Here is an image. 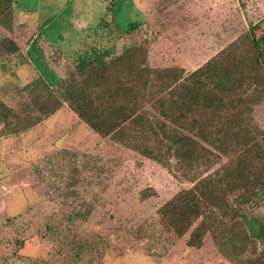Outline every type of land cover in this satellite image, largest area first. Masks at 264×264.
<instances>
[{
    "label": "rangeland",
    "instance_id": "1",
    "mask_svg": "<svg viewBox=\"0 0 264 264\" xmlns=\"http://www.w3.org/2000/svg\"><path fill=\"white\" fill-rule=\"evenodd\" d=\"M13 1L20 52L41 46L57 75L93 49L119 52L125 38L117 30L132 23L149 42V66L185 73L249 28L264 34V0ZM54 48L70 56L56 59ZM28 70L24 64L6 76L0 68V100L19 113L30 106L20 90L33 79ZM252 116L264 127V102ZM191 186L175 170L91 133L64 106L23 133L0 134V264H233L209 235L192 249L188 233L175 239L159 223L157 209ZM69 213L83 216L68 222ZM251 215L263 219L264 207Z\"/></svg>",
    "mask_w": 264,
    "mask_h": 264
},
{
    "label": "trees",
    "instance_id": "2",
    "mask_svg": "<svg viewBox=\"0 0 264 264\" xmlns=\"http://www.w3.org/2000/svg\"><path fill=\"white\" fill-rule=\"evenodd\" d=\"M13 6L0 0V54L8 60L0 68L8 76L33 66V79L20 88L31 107L19 113L0 100V134L23 133L65 106L91 133L191 183L156 211L175 239L188 233L185 246L199 249L209 235L229 262L264 264V217L251 215L264 207V127L252 116L264 102V34L256 37L249 28L185 73L149 66V42L132 23L117 30L125 38L119 52L93 49L57 75L41 46L20 52ZM52 50L56 59L70 56ZM79 216L69 213L67 220Z\"/></svg>",
    "mask_w": 264,
    "mask_h": 264
},
{
    "label": "crops",
    "instance_id": "3",
    "mask_svg": "<svg viewBox=\"0 0 264 264\" xmlns=\"http://www.w3.org/2000/svg\"><path fill=\"white\" fill-rule=\"evenodd\" d=\"M140 3H142V2H140ZM144 4H147V3L144 2Z\"/></svg>",
    "mask_w": 264,
    "mask_h": 264
}]
</instances>
